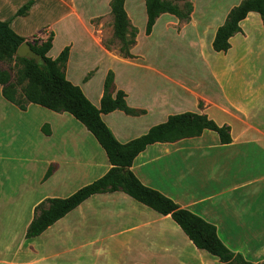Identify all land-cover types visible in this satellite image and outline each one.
I'll list each match as a JSON object with an SVG mask.
<instances>
[{
	"label": "crops",
	"instance_id": "0c3cea01",
	"mask_svg": "<svg viewBox=\"0 0 264 264\" xmlns=\"http://www.w3.org/2000/svg\"><path fill=\"white\" fill-rule=\"evenodd\" d=\"M29 1L34 4L28 14L16 17L19 9ZM82 1L0 0V20L10 22L12 29L25 38L42 35L45 31L47 34L53 32V47L48 54L53 59L64 47L71 46L67 78L80 86L98 108L105 77L109 70L115 71L117 89L127 93L128 105L146 111L139 116L120 110L102 115L121 143L147 134L170 115L187 112L188 109H180L173 99H165L164 93L157 96L151 94L152 88L138 91L126 84L114 67L101 71L96 61L87 68L82 67L87 58L98 55L123 65L141 59L134 48L132 53L138 56L135 59H125L117 51L105 49L98 34L99 27L91 23L94 14L82 13L85 6ZM49 5L65 8L81 23V33L86 35L81 36L85 43L83 47L79 44L78 34L61 41L56 23L29 35L18 30L14 23L19 18L34 15ZM62 23L65 24L66 19ZM94 48L100 50V54H96ZM94 70L91 79L84 82L88 73ZM75 71H81L78 77H75ZM258 73L260 75L259 70ZM95 81L97 90L91 93L89 89ZM1 95L0 86V124H12L9 130L14 141L19 128L33 124L26 143L8 146L14 147L11 154L1 157L9 161L2 165L9 172L6 178L9 188L4 187L0 193V218L28 216L25 223L28 228L40 202L47 198L69 197L104 176L111 165L94 135L72 115L35 104L22 111ZM257 95L260 98L264 93ZM236 106L237 116L230 115L228 107L223 105L215 109L228 117L239 118L245 128L237 133L229 124L231 122L225 119L218 123L208 114L211 106L198 111L219 125H229L232 143L222 145L218 134L209 130L197 138L155 143L138 155L131 169L145 186L215 225L220 239L229 249L259 264L264 262V130L252 125L248 116L240 117L239 114L245 115L246 111L237 103ZM44 124H50L51 135L43 133ZM53 165L54 172L43 181ZM5 251L10 254L2 255ZM203 252L206 251L197 249L170 215H161L123 192H114L89 197L41 236L26 239L17 247L0 242V264H218L216 257L208 253L216 259L211 260Z\"/></svg>",
	"mask_w": 264,
	"mask_h": 264
},
{
	"label": "trees",
	"instance_id": "16d2710c",
	"mask_svg": "<svg viewBox=\"0 0 264 264\" xmlns=\"http://www.w3.org/2000/svg\"><path fill=\"white\" fill-rule=\"evenodd\" d=\"M126 1L111 0L110 2L114 20V39L118 42L115 49L122 58L135 59L138 56L132 53V49L138 43L139 29L132 24L126 9ZM143 1L147 15L146 36L152 35L162 15L175 16L185 24L192 20L194 5L190 0H186L183 6L168 0ZM240 2L229 11L224 23L216 30L212 41V50L216 53L229 52L232 48L231 39L243 32L241 23L250 14H258L264 27V0ZM33 4L34 1L25 4L16 13V17L27 15ZM91 23L94 24V21L92 20ZM34 38L35 41H28L12 29L10 22L0 20V62L14 63L17 70L13 77L9 70L0 69L1 96L22 111H26L30 104H35L56 113L72 115L97 139L108 156L111 168L104 176L80 188L67 198H47L40 202L27 228L26 239L41 236L49 227L89 197L96 194L123 192L161 215H170L197 249L206 251L221 263L254 264L241 253L229 249L220 239L215 225L182 208L161 192L145 186L131 169L138 155L145 151L147 146L155 143H175L183 139L197 138L209 130L218 134L222 145L230 144L232 143L231 127L227 124L219 125L207 114L184 112L170 115L164 123L153 126L147 134L127 143H121L103 121L102 115L120 110L131 116H139L146 111L128 105L127 93L117 89L115 72L109 70L105 77L101 106L98 108L86 97L80 86L73 84L67 78L66 69L71 46L64 47L60 55L53 59L48 56L53 47V32L46 39H37L36 36ZM26 41L42 57L41 63L17 56V50ZM113 46L114 42H104L107 50L112 51ZM95 71L89 72L84 82H88ZM42 131L47 136L51 135L50 124H44ZM54 170L53 165L43 181L47 180Z\"/></svg>",
	"mask_w": 264,
	"mask_h": 264
},
{
	"label": "rangeland",
	"instance_id": "374dc122",
	"mask_svg": "<svg viewBox=\"0 0 264 264\" xmlns=\"http://www.w3.org/2000/svg\"><path fill=\"white\" fill-rule=\"evenodd\" d=\"M168 1L179 6H183L186 2V0ZM190 1L194 5L193 20L190 24L186 25L175 16L165 14L156 24L154 34L146 36L145 1L127 0L126 9L129 17L132 24L139 29L138 44L133 51L141 59L131 65H123L98 55L96 58H87L82 67L87 68L95 61L101 67V71L114 67L126 84L138 91L146 87L152 88L154 92L151 94L157 96L164 93L165 99H173L175 104L180 105V109H188L187 112L198 113L199 109L203 110L211 106L208 114L218 123H222L225 119L231 122L229 124H232L236 133L245 128V125L239 121V118L228 117L215 108H219V105L226 106L230 115L237 116V103L246 111L245 115L239 114L240 117L248 116L252 125L264 130V95L260 98L257 95L264 93V27L260 16L252 13L241 23L243 32L231 39L232 49L225 55L212 50L213 35L224 23L229 11L239 5L242 0ZM82 2L85 3L82 13L94 14V25L99 27L98 34L102 44L114 42L112 49L117 51L115 48L118 42L114 39L111 1L84 0ZM75 18L65 8L49 5L47 9L40 10L34 15L19 18L20 20L14 24H17L19 31L29 35L32 32L37 33L48 24L56 23L61 33V41L65 40V37L78 34L79 44L83 47L85 43L81 36L86 37V35L81 33L83 27L81 23L74 20ZM65 19L66 23L61 24ZM35 36L37 39H46L49 34L45 31L42 35ZM27 39L33 42L36 38L32 36ZM99 51L94 50L96 54H100ZM0 69L9 70L13 77L17 72L14 63L0 62ZM80 72L75 71V77H78ZM96 82L89 89L91 93L97 90ZM201 102L203 106L200 107ZM29 122L32 123V120ZM32 127L33 124L19 128V132L15 135V142L13 133L9 130L12 124H0L2 153L0 154V193L4 191V187L9 188V182L6 181L9 172L2 166L9 161L1 157L11 154L14 147L8 146L25 144ZM27 220L28 216L23 215L20 219L0 218V242L11 243L14 247L23 243L26 240ZM1 253L5 256L10 254L6 251ZM203 254L211 260H216L206 252ZM217 262L222 264L220 261Z\"/></svg>",
	"mask_w": 264,
	"mask_h": 264
},
{
	"label": "water",
	"instance_id": "95a60500",
	"mask_svg": "<svg viewBox=\"0 0 264 264\" xmlns=\"http://www.w3.org/2000/svg\"><path fill=\"white\" fill-rule=\"evenodd\" d=\"M17 56L27 59H34L38 63L42 62V57L32 49L31 45L27 41L19 47L17 50Z\"/></svg>",
	"mask_w": 264,
	"mask_h": 264
}]
</instances>
